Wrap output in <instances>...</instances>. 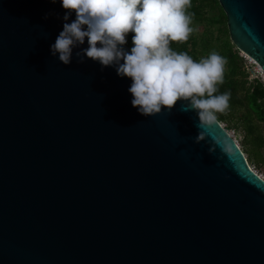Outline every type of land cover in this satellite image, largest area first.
<instances>
[{"label": "water", "instance_id": "obj_1", "mask_svg": "<svg viewBox=\"0 0 264 264\" xmlns=\"http://www.w3.org/2000/svg\"><path fill=\"white\" fill-rule=\"evenodd\" d=\"M217 1L264 79V0ZM65 11L0 0V264H264V179L238 142L180 101L143 116L131 78L52 56Z\"/></svg>", "mask_w": 264, "mask_h": 264}, {"label": "clouds", "instance_id": "obj_2", "mask_svg": "<svg viewBox=\"0 0 264 264\" xmlns=\"http://www.w3.org/2000/svg\"><path fill=\"white\" fill-rule=\"evenodd\" d=\"M53 3L56 0H52ZM68 10L62 30L50 45V54L65 65L91 58L112 67L122 78H131L128 92L131 105L143 116L171 111L177 101L193 110L198 129L217 124L218 113L229 107L231 93H219L226 60L213 51L194 60L187 52H177L172 41H186L193 28L187 9L192 0H59ZM74 16V19L69 20ZM131 35L129 45L128 34ZM86 45V46H85ZM206 130H198L194 142L206 141ZM208 142V141H206ZM209 151L231 155L230 143L213 136Z\"/></svg>", "mask_w": 264, "mask_h": 264}, {"label": "trees", "instance_id": "obj_3", "mask_svg": "<svg viewBox=\"0 0 264 264\" xmlns=\"http://www.w3.org/2000/svg\"><path fill=\"white\" fill-rule=\"evenodd\" d=\"M187 12L192 17V33L186 41H172L170 46L177 52H187L194 60L199 61L215 51L225 58L224 80L218 85L219 93H231L228 115L218 113V121L233 118L235 110L245 108L249 114L264 123V82L259 77L248 80V72L244 58L239 56V50L232 44L227 29V18L217 0H192ZM204 25L200 35L194 30L197 25ZM215 29V31H214ZM131 35L128 34L129 45ZM230 118V119H231ZM237 127V123L234 124ZM243 144L249 147L241 149L248 162L254 161L264 167V155L259 150L264 147V138L261 136L247 138Z\"/></svg>", "mask_w": 264, "mask_h": 264}, {"label": "rangeland", "instance_id": "obj_4", "mask_svg": "<svg viewBox=\"0 0 264 264\" xmlns=\"http://www.w3.org/2000/svg\"><path fill=\"white\" fill-rule=\"evenodd\" d=\"M197 35H200L204 30V25H197L194 27ZM215 31V29H214ZM239 56L244 58L246 62V67L248 72L250 73L248 80H252L253 78L259 77L261 81L264 82L262 74H259L260 68L257 64H249L251 58L244 52L239 50ZM252 61V60H251ZM254 62V61H253ZM224 114L228 115L227 110ZM231 118V117H230ZM228 118L227 120L220 121L223 127L232 135V137L238 142L241 149H246L249 147L248 144H243V142L247 138L261 136L264 138V123L258 121L253 114H249L248 111L239 107L235 110V114L233 118ZM237 123V127L234 124ZM260 156L264 155V147H261L259 150ZM249 166L264 179V167L258 166L254 163V161L248 162Z\"/></svg>", "mask_w": 264, "mask_h": 264}, {"label": "built area", "instance_id": "obj_5", "mask_svg": "<svg viewBox=\"0 0 264 264\" xmlns=\"http://www.w3.org/2000/svg\"><path fill=\"white\" fill-rule=\"evenodd\" d=\"M249 62H250L249 64L253 63L251 60H250ZM259 74H260V75L262 74V71H261V70L259 71ZM263 80H264V79H263Z\"/></svg>", "mask_w": 264, "mask_h": 264}, {"label": "bare ground", "instance_id": "obj_6", "mask_svg": "<svg viewBox=\"0 0 264 264\" xmlns=\"http://www.w3.org/2000/svg\"><path fill=\"white\" fill-rule=\"evenodd\" d=\"M253 62V61H252ZM253 64H256L255 62H253ZM251 168V167H250ZM252 169V168H251ZM253 170V169H252ZM254 171V170H253ZM255 172V171H254ZM256 173V172H255ZM257 174V173H256ZM260 176V175H259ZM261 177V176H260ZM262 178V177H261Z\"/></svg>", "mask_w": 264, "mask_h": 264}]
</instances>
